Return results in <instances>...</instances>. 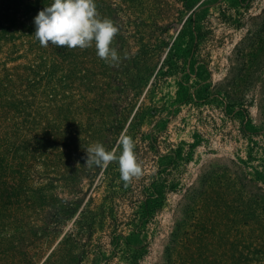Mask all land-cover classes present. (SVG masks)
I'll list each match as a JSON object with an SVG mask.
<instances>
[{
	"label": "rangeland",
	"instance_id": "374dc122",
	"mask_svg": "<svg viewBox=\"0 0 264 264\" xmlns=\"http://www.w3.org/2000/svg\"><path fill=\"white\" fill-rule=\"evenodd\" d=\"M95 3L120 29L112 46L121 60L93 69L92 90L106 114L92 121L93 143L77 153L76 180L59 189L73 209L59 213L56 241L43 260L60 241L59 264H155L200 173L231 162L264 170V0ZM121 132L133 138L143 168L127 186L116 162L85 167L86 148L99 142L112 150ZM160 181L164 205L146 227L140 255V243L123 238L138 201ZM45 224L53 225L51 214Z\"/></svg>",
	"mask_w": 264,
	"mask_h": 264
},
{
	"label": "trees",
	"instance_id": "16d2710c",
	"mask_svg": "<svg viewBox=\"0 0 264 264\" xmlns=\"http://www.w3.org/2000/svg\"><path fill=\"white\" fill-rule=\"evenodd\" d=\"M51 3L0 0V264H59L60 241L43 258L56 241L59 213L73 209L60 190L76 180L77 153L93 143L92 121L106 114L92 90L93 69L106 67L94 44L45 48L34 37V18ZM165 189L158 182L135 206L123 239L140 243V255ZM178 207L182 219L174 215L155 264H264V170L231 162L200 173Z\"/></svg>",
	"mask_w": 264,
	"mask_h": 264
},
{
	"label": "clouds",
	"instance_id": "9594fccd",
	"mask_svg": "<svg viewBox=\"0 0 264 264\" xmlns=\"http://www.w3.org/2000/svg\"><path fill=\"white\" fill-rule=\"evenodd\" d=\"M34 24V37L42 47L53 45L83 50L94 44L101 60L113 67L120 63L118 50L112 46L120 29L111 19L101 18L95 0H52L38 12ZM134 149L133 138L121 132L112 150L99 142L86 148L85 167L106 169L116 162L120 179L127 186L143 176L142 163Z\"/></svg>",
	"mask_w": 264,
	"mask_h": 264
}]
</instances>
